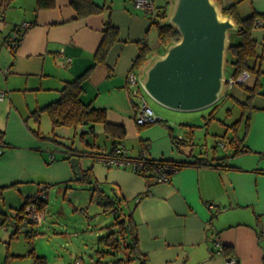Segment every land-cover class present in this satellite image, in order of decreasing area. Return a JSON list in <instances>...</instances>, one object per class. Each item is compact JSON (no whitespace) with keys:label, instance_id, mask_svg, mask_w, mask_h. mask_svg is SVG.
Instances as JSON below:
<instances>
[{"label":"crops","instance_id":"obj_1","mask_svg":"<svg viewBox=\"0 0 264 264\" xmlns=\"http://www.w3.org/2000/svg\"><path fill=\"white\" fill-rule=\"evenodd\" d=\"M93 1L103 10L86 17L77 16L71 0H55L51 7H38L37 0H11L0 11V88L7 92L0 100V132L6 144L0 153V186L5 187L0 216H11L43 185L46 193L49 186H58L64 197L75 183L89 185L90 202L97 192L91 185L109 187L123 201H132L128 212L134 209L142 253L139 262L145 258V264H225V255H234L237 264H264V101L253 103L241 137L246 148L237 154L231 142L223 155L194 152L191 138L176 133L167 118L137 124V100L128 93L127 74L138 71L140 65L134 62L142 43L148 55L161 51L157 27L152 15L134 0ZM223 1L228 6L235 0ZM153 2L157 10H167V0ZM245 10L264 12V0H241L239 16L244 17ZM107 18L117 27L118 36L104 60L97 61ZM23 22L32 25L12 51L4 45L6 36ZM253 36L261 41L262 29L256 28ZM86 69L80 97L104 109L109 122L125 127L124 138L116 142L124 146V155L136 157L145 151L147 158L194 161L203 157L210 163L176 168L169 181L158 182L128 166L108 165L89 154L77 156L79 151H108L112 138L106 137L110 145L97 144L86 135L81 139V130L95 134L96 125L53 127L51 121H42L47 112H41L39 120L33 112L58 99L64 83ZM259 95L264 98L262 89ZM73 157H78L81 173L91 170L89 182L78 181ZM47 203L45 199L42 210ZM24 227L25 234H37L29 224L21 232ZM18 236L9 234L10 239ZM215 236L225 245L224 252L214 251Z\"/></svg>","mask_w":264,"mask_h":264},{"label":"rangeland","instance_id":"obj_2","mask_svg":"<svg viewBox=\"0 0 264 264\" xmlns=\"http://www.w3.org/2000/svg\"><path fill=\"white\" fill-rule=\"evenodd\" d=\"M226 1L223 2L226 3ZM246 13L249 14L246 11L243 15L246 16ZM229 40L230 43L234 44L238 43L241 37L238 33L231 31ZM263 47L260 44L258 51L264 53ZM225 59L224 74L226 78H229L233 71L231 63L233 54L231 51H227ZM261 63L260 80L264 92V58L261 59ZM255 78L256 76L253 74L249 75L244 85L252 86ZM226 87L228 88L227 84ZM226 87L224 88L226 94L216 101V104L192 111L170 109L155 101L144 91L141 93L144 94L157 117L172 120L171 126H174L176 133L180 131L186 137L188 135L187 138H191L190 146L194 152L208 150L211 155L213 151L218 155H223L231 148L230 142L233 136L242 137L247 129L245 121L248 120L247 117H249V112L252 109L251 104L242 103L247 101L248 95L244 86L234 83L229 89ZM251 100L253 104L264 101V98L255 94ZM44 115L45 118L42 121L49 123L51 120L48 114ZM157 122L160 121L155 123ZM102 130V124H96V133H86V139L95 140L97 144L106 143L110 145V140H107ZM72 186L74 189L68 190L66 197L63 195V190H58V186L54 185L47 188L48 192L45 195L48 203L45 206L46 209L43 210V218L38 223L29 224V228L34 226L37 230L32 241L37 254L46 256L48 264H75L77 259L81 260L83 264H107L117 259L127 261L124 264H139L138 259L128 260L129 236L125 234L123 238L120 233V226L116 224L117 214L124 217L132 201L120 203V209L116 214L111 209L106 210L105 206L97 204L96 198L91 202L88 201L90 199L89 185L75 183ZM91 188H93L92 185ZM104 189L111 192L109 187H100V190ZM110 192L109 194L112 195L115 193ZM0 208H2L1 202ZM25 228L18 237L11 239L9 234L12 230L6 231L0 228L1 264H33L31 257L18 256L19 254H26L30 248L26 239ZM110 232H113V235L118 239L119 246L117 249L111 246L112 238L107 240L108 242L106 241L107 237L104 238Z\"/></svg>","mask_w":264,"mask_h":264},{"label":"trees","instance_id":"obj_3","mask_svg":"<svg viewBox=\"0 0 264 264\" xmlns=\"http://www.w3.org/2000/svg\"><path fill=\"white\" fill-rule=\"evenodd\" d=\"M11 0H0V11H4L6 7L10 4ZM219 4L222 5V0H217ZM241 0H235L230 3L228 6H223V12L224 13H230L234 19L237 21V23L240 26V30L238 32V35H240L241 40L238 43H231L229 47V51L233 54V59L231 60L233 71L232 76L238 77L240 74H242L244 71H247L249 75L256 76L255 81L252 86L244 85V83H240V85L244 86V88L247 90V101L242 102L243 104H248L252 108L255 106L252 104V98L255 94H259L261 92V73H262V63L261 59L264 58V53H261L258 51V46L262 44L264 46V12H259L257 10H253L251 13L247 14L244 17L239 16L237 11V4ZM55 3V0H37V6L38 7H51ZM71 5L74 7V10L77 12L78 17H86L90 14L94 13H100L103 10V7L97 5L93 0H71ZM166 15V10L164 8H160L157 10L156 15L152 16V23L156 25L158 36L160 38V43H162V47L165 44V42L169 39H178V33L173 30L170 26H163L160 24V20L164 18ZM104 28H103V37L98 44L97 51L95 53V58L97 61L104 60L108 50L112 46L111 44L114 43V41L117 39L118 36V30L117 27H115L112 22L107 18L104 20ZM256 28L262 29V37L261 41L256 39L253 36V31ZM143 45L140 47L139 54L137 55V58L134 62V65L139 66L142 64L148 57L149 49L146 45V43H142ZM161 47V52L163 53V48ZM89 70L86 69L85 72L77 76L75 79L68 80L64 83V86L60 89V97L50 103H48L46 106L36 109L33 114L35 115L36 119L39 120L40 113L45 111L48 113L51 123L53 127L56 126H89L90 128L95 127L96 124L101 123L103 125V131L108 138H112L113 146L108 151H79L77 153L79 155L82 154H89L90 156H93L95 159L105 158V157H117V158H124V159H135L136 157H130L127 155H124V153H117V143L125 136V127L123 125H118L109 122L106 119V111L104 109L92 107L91 103H85L82 101L80 95L83 91V81L88 75ZM249 91V92H248ZM216 104V103H215ZM212 116V115H211ZM159 121H162L161 119ZM247 124V122H246ZM146 125V124H145ZM144 126V125H143ZM86 133V129H83L80 131V138L83 139L84 135ZM0 141H3V135L0 132ZM231 143L234 147L233 154H237L240 151L245 150V146L242 144V139L238 138L237 135L234 136V138L231 140ZM4 146H6L5 143H3ZM167 163L169 165L175 166L177 169L188 165V164H209L210 162L207 161L203 157H197L194 161H176V160H168V159H153V158H146L144 159V170L140 171L141 175H144L145 177H155L156 181L158 180L157 175V166ZM156 171V175L153 173ZM151 172V173H148ZM91 176V170L88 169L81 173V176L77 177L78 181L80 182H89V178ZM3 186H0V200L3 198V192H4ZM93 192H96L97 197L96 200L100 205L105 206L106 210L111 209L114 213H118L120 206L119 204L123 202V198L120 197L116 192L113 195H109L103 190L92 188ZM27 199V198H26ZM45 202V199L38 203V207L40 209H43V203ZM25 205H22L17 211L21 212L23 210V207ZM134 209H131L124 217L117 214V222L120 226V233L123 238L125 237V234H128L129 236V242L127 244V247L129 249V256L128 260L133 261L135 259H139L142 256V253L139 251V245H138V235H137V228H136V222L133 215ZM4 218L3 216H0V219ZM18 218V216H17ZM19 219V218H18ZM31 224V223H30ZM25 225H19L15 229L12 230V236H15L16 234L21 232V228ZM30 231H26V239L28 242V245H30L29 250L26 254L18 255L20 257L22 256H29L32 258L33 264H48L47 258L44 255L37 254L35 251V248L33 246V238L34 233ZM113 232H110L108 235L104 236V238L107 240L111 239L113 242H111V246L114 249H117L119 246L118 239L116 236L113 235ZM108 242V241H107ZM224 245V250H225ZM145 256V255H144ZM127 261L124 259H117L115 261H112L111 263L107 264H124ZM98 263V261H97ZM146 259L140 260L139 264H145Z\"/></svg>","mask_w":264,"mask_h":264},{"label":"water","instance_id":"obj_4","mask_svg":"<svg viewBox=\"0 0 264 264\" xmlns=\"http://www.w3.org/2000/svg\"><path fill=\"white\" fill-rule=\"evenodd\" d=\"M167 1L160 24L172 27L179 38L167 40L163 53L153 52L140 64L138 81L144 93L173 110L214 105L226 94L224 64L231 44L229 34L238 33L240 26L217 0ZM71 163L79 179L78 157Z\"/></svg>","mask_w":264,"mask_h":264},{"label":"built area","instance_id":"obj_5","mask_svg":"<svg viewBox=\"0 0 264 264\" xmlns=\"http://www.w3.org/2000/svg\"><path fill=\"white\" fill-rule=\"evenodd\" d=\"M134 3L137 7L144 8L147 12H149L152 16L156 15L157 9L154 5L153 0H134ZM30 22H23L20 26L16 27L11 34L6 36L4 45L10 50H16V48L21 43L23 36L26 30L31 26ZM249 77L247 71H244L238 77H229L227 79L228 89L234 83H244L245 80ZM138 75L136 69H131L127 74L128 81V93L131 98H135L137 104H134V116L135 121L139 125L152 124L156 121H159L161 118L156 116V113L152 109V107L148 104L147 100L143 93V90L140 81H138ZM145 92V91H144ZM6 90L0 88V100H3L6 96ZM4 141H0V153L5 148L3 145ZM223 144V143H222ZM117 153H125V149L123 145H120L117 150ZM54 156L51 155V159ZM145 151H142L140 155L135 159H124L117 157H105L100 158L99 160L102 163L108 165H118V166H128L135 172L143 171L144 169V159H146ZM176 170V167L173 165H169L167 163H162L157 166V175L158 182H166L171 178L172 173ZM46 190L45 185L41 186V188L34 194L25 199V205L21 212L14 211L11 216H6L0 219V228L4 230H13L18 227L20 224H30V223H38L43 218V210L38 207V203L42 200L46 199ZM18 216V218H17ZM214 251L215 252H224V245L221 242L220 237L215 236L214 238ZM238 261L234 255H225V264H237ZM75 264H83L81 260H75Z\"/></svg>","mask_w":264,"mask_h":264}]
</instances>
